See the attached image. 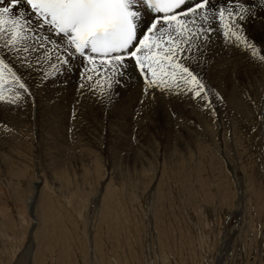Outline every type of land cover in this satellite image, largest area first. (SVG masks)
<instances>
[{
  "label": "rangeland",
  "instance_id": "1",
  "mask_svg": "<svg viewBox=\"0 0 264 264\" xmlns=\"http://www.w3.org/2000/svg\"><path fill=\"white\" fill-rule=\"evenodd\" d=\"M263 51L238 60L241 111L218 98L224 63L201 59L205 99L143 107L133 85L79 96L78 67L41 83L10 64L32 96L0 102V264H264Z\"/></svg>",
  "mask_w": 264,
  "mask_h": 264
},
{
  "label": "snow or ice",
  "instance_id": "2",
  "mask_svg": "<svg viewBox=\"0 0 264 264\" xmlns=\"http://www.w3.org/2000/svg\"><path fill=\"white\" fill-rule=\"evenodd\" d=\"M253 23L264 27V0H0V102L19 107L32 96L13 63L40 68L41 83L79 65V96L106 107L115 87L141 84L142 107L185 93L205 99L198 69L213 34L254 57L264 44L246 35ZM5 73L22 93L4 94Z\"/></svg>",
  "mask_w": 264,
  "mask_h": 264
},
{
  "label": "bare ground",
  "instance_id": "3",
  "mask_svg": "<svg viewBox=\"0 0 264 264\" xmlns=\"http://www.w3.org/2000/svg\"><path fill=\"white\" fill-rule=\"evenodd\" d=\"M214 24L218 25V22L214 21ZM248 31L251 32V34L258 32L264 39V27H261V25L259 23H253V24H249L248 26ZM213 39V44L211 45V50L209 51V54H207V59H203L207 64L209 63H220L223 64L224 63V67L223 65H221V67H223L224 69H222L221 75L223 76V86H222V90H220V96L222 98V102L224 106H228L233 110L236 111H241L243 106H242V94L245 93L247 90H245V88L241 85L244 84L241 82V79L243 80L246 77V80H248L249 76L247 75H240V71L237 70V64H238V60L241 59V57L243 56V49L242 48H237V47H233L230 43H227L225 41V38L222 35L217 36L215 34H213L212 36ZM193 51H196L195 48H193ZM264 52V51H263ZM245 53V52H244ZM55 57V53H52V59H54ZM255 58V57H253ZM248 62V61H247ZM250 62V61H249ZM253 63V61H252ZM47 66V65H45ZM232 68H231V67ZM245 66V65H244ZM77 67L79 68V65H77ZM247 69V68H246ZM72 74V73H71ZM257 74V73H256ZM65 75H69V74H65ZM251 75V74H250ZM255 75V74H254ZM259 75V74H258ZM253 76V75H252ZM261 75H259L260 77ZM254 77V76H253ZM262 80V79H261ZM249 81V80H248ZM248 83V82H247ZM250 83V82H249ZM262 83V82H260ZM226 85V86H225ZM136 86L137 91L140 92V89L142 88V84L141 85H133ZM259 87V86H258ZM134 88V87H132ZM253 89V88H252ZM126 90V88H125ZM130 90V89H129ZM135 90V89H133ZM133 93V92H131ZM136 93V92H134ZM246 94V93H245ZM188 93H185V96H187ZM220 98V97H219ZM181 102H183L181 100ZM249 104V102H248ZM2 106V105H1ZM187 106V105H186ZM20 108V107H19ZM18 109V108H17ZM25 109V108H23ZM186 107L183 108V106L181 105L180 107V111L184 110L185 111ZM183 111V112H184ZM187 111V110H186ZM11 112V111H10ZM22 112V110H21ZM2 113V112H1ZM151 122V121H150ZM155 122V121H154ZM152 125V124H151ZM147 127V126H146ZM196 127V126H195ZM145 129V128H144ZM150 131V130H148ZM185 131V130H184ZM144 132V131H142ZM180 139V138H179ZM198 139V138H197ZM199 142V141H197ZM178 143V142H177ZM186 190V189H185ZM168 208V207H167ZM33 233V232H32ZM67 236V235H66ZM63 237V236H62ZM66 241V240H65ZM70 241V240H69ZM168 241V240H167ZM63 242V241H62ZM67 243V241H66ZM69 244V243H67ZM72 244V243H71ZM175 244V243H174ZM64 245V244H63ZM70 245V244H69ZM71 246V245H70ZM171 246V245H170ZM62 248V247H61ZM65 249L69 250V246L65 244ZM71 253H73L72 248H70ZM180 252V251H179ZM70 253V252H68ZM179 254V253H178ZM181 255V254H179ZM182 257V256H181ZM46 259V258H45ZM112 259V258H111ZM182 259V258H180ZM117 261H119V257L116 259ZM106 263L104 264H111V261L108 262L107 260L105 261Z\"/></svg>",
  "mask_w": 264,
  "mask_h": 264
}]
</instances>
